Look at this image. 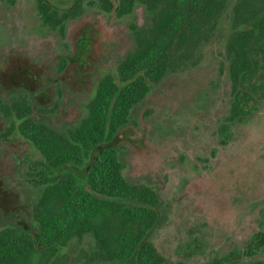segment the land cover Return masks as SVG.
Segmentation results:
<instances>
[{
  "label": "trees",
  "instance_id": "16d2710c",
  "mask_svg": "<svg viewBox=\"0 0 264 264\" xmlns=\"http://www.w3.org/2000/svg\"><path fill=\"white\" fill-rule=\"evenodd\" d=\"M38 8L43 25L62 37L67 23L89 8L118 19L142 8L150 22L147 28L132 29L134 47L96 83L85 114L76 121L59 126L38 120L37 112L53 114L57 107L23 100L1 104L0 112L9 123L0 132V142L21 141L32 149L27 181L39 188V195L31 205L33 228L20 222L0 229V264H190L174 263L157 250L154 236L169 220L171 207L163 200L160 185L126 178L124 147L115 142L123 133L133 136L126 131L132 114L156 86L169 74L197 66L204 48L218 41L216 63L201 87L207 89L218 77L227 82L229 114L218 130L221 146L227 145L231 127L251 117L264 99V0H75L69 11L41 1ZM67 60L66 56L61 60L62 73ZM10 69L15 74L2 73L0 79L6 87L19 83V74L33 77L25 62ZM31 92L39 91L32 86ZM192 154L177 152L174 161L177 168L190 172L189 185L196 193L226 185L213 180L207 158ZM69 168L82 172V178ZM263 249L264 232L244 249L208 264H246Z\"/></svg>",
  "mask_w": 264,
  "mask_h": 264
},
{
  "label": "rangeland",
  "instance_id": "374dc122",
  "mask_svg": "<svg viewBox=\"0 0 264 264\" xmlns=\"http://www.w3.org/2000/svg\"><path fill=\"white\" fill-rule=\"evenodd\" d=\"M6 3L7 0H0V25L11 22L13 17L24 29L20 34L27 32L24 37L37 39L35 34L41 26L34 0H18L11 12ZM149 22L142 8L126 19L106 17L90 9L69 23L68 43L58 42L56 32L42 28L39 37L43 38L44 49L32 55L31 62H23L33 77L38 78L40 73L41 78L44 76V86H39L43 82L32 84L39 91L38 97L55 84L53 96L61 99L55 105L50 97H42L37 99L36 105L57 106L52 118L56 125L76 120L85 109V101L90 99L96 81L110 74L111 69L115 70L127 53L126 48L134 47V27L147 28ZM218 48V41L212 43L204 48V56L197 66L169 74L134 110L126 130L133 136L128 138L123 133L115 142L116 146L124 147V175L130 182L162 188V198L171 212L166 225L154 236V244L174 263L208 264L234 250L244 249L256 234L264 232V99L251 117L231 127V141L221 146L218 130L230 108L227 82L218 77L207 89L201 87L216 63ZM78 49H82L81 56L76 54ZM70 51L75 56H67ZM65 56L68 59L66 72L58 74L56 67ZM7 93L5 90L3 94ZM4 126L0 124V132L5 130ZM31 150L21 141L0 142V229L17 226L20 222L33 228L31 205L39 195V188L30 186L27 181L26 169L33 157ZM183 151L207 158V171L213 173V180L224 181L226 185L221 184L220 189L212 192L207 188L196 193L189 185L190 172L175 165L174 155ZM69 170L82 178V172ZM187 177L188 182H184ZM230 187L235 190L231 191ZM191 250L194 253L189 259L187 254ZM245 263L264 264V249Z\"/></svg>",
  "mask_w": 264,
  "mask_h": 264
},
{
  "label": "flooded vegetation",
  "instance_id": "af4514ba",
  "mask_svg": "<svg viewBox=\"0 0 264 264\" xmlns=\"http://www.w3.org/2000/svg\"><path fill=\"white\" fill-rule=\"evenodd\" d=\"M17 1L18 0H7V3L5 4V6L9 8L10 12L14 11V9L16 8L15 6L17 5ZM41 1H45L48 4H50L53 8H56V9L61 10V11H69V10L73 9L75 6V0H68V2L65 4H62L56 0H34V10L36 11L37 16L39 17L40 26H41V28L39 27L40 28L39 33L35 34L39 39L38 38L36 39V37H34V36L24 37L27 35V32L24 35L20 34V32L24 31V29L22 27L20 28L19 23L17 22L16 19H13V17H12L11 22L10 21L8 23L3 22L0 25V29H1L0 30V42H2V44L0 45V79L4 78V75L2 73H10L11 72V69H10L11 66H13L15 64H20V62H23L24 60H26L27 62H31L32 57H34L35 55H38L44 49L45 45L42 43L43 38L39 37V36H40V33L41 34L43 33L42 28L45 29L47 27L43 25V21L41 19V15L39 13L38 6L40 5ZM90 9H92V8H89L88 10H90ZM77 19L78 18L70 20L67 23L68 24L67 28H68L70 22L77 20ZM54 32H56V31H54ZM56 33L58 34L57 35L58 36V42H59V40H61L62 43L67 42V41L69 42V40L71 38L70 33H69V28L66 32V37H62V35L58 31ZM16 34L19 35V38H17ZM4 36H5V39L3 38ZM6 38L9 40L8 42L3 41V40H6ZM34 39H35V41H33ZM131 49L132 48H130V47L125 49V51H127V53L125 55H123V58L131 51ZM32 55H34V56H32ZM61 60L58 64V66L56 67L58 74H62L61 69H60ZM112 70H114V68L111 69L110 71H112ZM13 73L15 74V72H13ZM14 74L11 75V81L12 80L15 81L16 75H14ZM18 77H19V79L23 77L22 78L23 80L20 79V80H18L19 83L17 82L15 84H10V85H8V87H6L4 85V82H2L0 80V106L2 103H4L5 105H10V102L14 101V100H16V101L23 100V101H26L28 103L30 102L35 106L37 99H41L42 97L47 98V96L50 97V99L53 102H55L54 103L55 105L57 104V100L60 101V99H61L60 97L56 98L53 96L54 93L52 91L53 90L52 87H55V84H54V86L50 85L51 87H49V90H48L49 95H47L45 93V94H42V97H40V96L38 97L36 93L31 92L32 81L33 82H43V83H40L39 86H44L43 85L44 84V79H43L44 76L41 78V73L39 74L38 78H36L35 76L30 77L29 74H26L25 76L19 74ZM101 77H100V79H101ZM99 80H97L96 83ZM96 83L90 91V94H89L90 99L85 101L86 102L85 106L87 105V103L92 99V97L95 94ZM5 90L8 91L7 95L3 94ZM55 107H57V106H55ZM50 108L52 109L53 107H50ZM57 110L58 109H56V111L54 110L53 114L48 113L47 111L39 112V113L37 112L36 116H37L38 120L52 121V118L56 115ZM84 114H85V109L82 110V113L79 114L78 118H81ZM76 120H74V121H76ZM74 121H72V122H74ZM0 122H1L0 124H4V125H8V123H9L8 118L5 117L3 112H0ZM4 127H5V129H7L6 126H4ZM10 137L11 136H9V135L5 136V138H10Z\"/></svg>",
  "mask_w": 264,
  "mask_h": 264
}]
</instances>
